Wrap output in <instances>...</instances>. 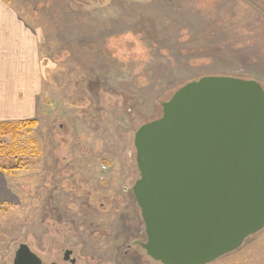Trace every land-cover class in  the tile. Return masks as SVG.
<instances>
[{"label":"rangeland","instance_id":"374dc122","mask_svg":"<svg viewBox=\"0 0 264 264\" xmlns=\"http://www.w3.org/2000/svg\"><path fill=\"white\" fill-rule=\"evenodd\" d=\"M8 1L38 34L44 86L37 125L0 140L13 191L0 264L21 244L47 264H70L64 250L78 264H153L125 255L145 230L135 134L191 81L264 87V0ZM211 264H264V230Z\"/></svg>","mask_w":264,"mask_h":264},{"label":"water","instance_id":"95a60500","mask_svg":"<svg viewBox=\"0 0 264 264\" xmlns=\"http://www.w3.org/2000/svg\"><path fill=\"white\" fill-rule=\"evenodd\" d=\"M135 134L148 256L211 264L264 230V87L205 76L179 88ZM13 264H42L26 244Z\"/></svg>","mask_w":264,"mask_h":264},{"label":"crops","instance_id":"0c3cea01","mask_svg":"<svg viewBox=\"0 0 264 264\" xmlns=\"http://www.w3.org/2000/svg\"><path fill=\"white\" fill-rule=\"evenodd\" d=\"M40 42L34 26L8 0H0V125L35 120L43 91ZM0 171V206L12 196Z\"/></svg>","mask_w":264,"mask_h":264},{"label":"flooded vegetation","instance_id":"af4514ba","mask_svg":"<svg viewBox=\"0 0 264 264\" xmlns=\"http://www.w3.org/2000/svg\"><path fill=\"white\" fill-rule=\"evenodd\" d=\"M140 237V236H139ZM147 242V236H146V233H145V230H144V235H142L141 238H139V240H135L132 244L128 245L126 248H127V251L125 252V255H128V253L132 250V249H136V254L135 256L136 257H141V256H145L146 258L149 259L150 262H152L153 264H162L161 262L159 261H155L153 260L150 256H148L146 250L143 248L142 244H145ZM29 247V246H28ZM31 252L33 254H35L41 261H42V264H47L44 260L43 257H41L39 255V253L33 248V247H29ZM135 257V258H136ZM63 261L67 262V263H70V264H78V259H77V256L75 254L74 251L72 250H64L63 252V257H62ZM52 264H56V263H52Z\"/></svg>","mask_w":264,"mask_h":264},{"label":"trees","instance_id":"16d2710c","mask_svg":"<svg viewBox=\"0 0 264 264\" xmlns=\"http://www.w3.org/2000/svg\"><path fill=\"white\" fill-rule=\"evenodd\" d=\"M36 125H37V122L35 120L20 122L17 125L2 124L0 125V140L2 139V137L7 136V135L17 136L19 130H22L25 128H32V127H35ZM1 151H3V149H2V144L0 142V152ZM14 169L19 170L18 168H14ZM0 171L4 172L6 170L1 169Z\"/></svg>","mask_w":264,"mask_h":264}]
</instances>
